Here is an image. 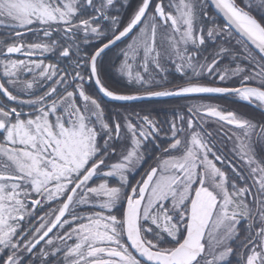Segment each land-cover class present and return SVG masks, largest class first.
<instances>
[{
	"label": "snow or ice",
	"instance_id": "6c2138e0",
	"mask_svg": "<svg viewBox=\"0 0 264 264\" xmlns=\"http://www.w3.org/2000/svg\"><path fill=\"white\" fill-rule=\"evenodd\" d=\"M0 264H264V0H0Z\"/></svg>",
	"mask_w": 264,
	"mask_h": 264
},
{
	"label": "flooded vegetation",
	"instance_id": "af4514ba",
	"mask_svg": "<svg viewBox=\"0 0 264 264\" xmlns=\"http://www.w3.org/2000/svg\"><path fill=\"white\" fill-rule=\"evenodd\" d=\"M112 84L114 87H119V88L125 87V81L115 74H113ZM193 102H195V101H193ZM221 102L227 103V101H221ZM107 103L109 104L110 107H116V106H119L120 102L107 101ZM184 103H185V101L180 99V98L160 97V98H154V99H150V100L130 102L126 106L131 107V108H136L137 110H139L141 108L151 109V110H153V114L159 115L161 118H163L164 115L167 113V109H169L170 107H172L174 105H179V104H184ZM234 106L239 108L241 111H245V112H252L253 111V109L251 107L244 105V104H237Z\"/></svg>",
	"mask_w": 264,
	"mask_h": 264
},
{
	"label": "water",
	"instance_id": "95a60500",
	"mask_svg": "<svg viewBox=\"0 0 264 264\" xmlns=\"http://www.w3.org/2000/svg\"><path fill=\"white\" fill-rule=\"evenodd\" d=\"M152 99H154V98H152Z\"/></svg>",
	"mask_w": 264,
	"mask_h": 264
}]
</instances>
